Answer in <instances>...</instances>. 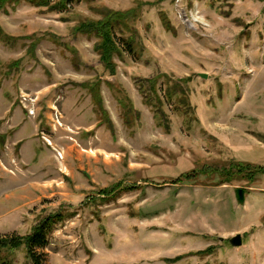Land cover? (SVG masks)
<instances>
[{
    "label": "rangeland",
    "instance_id": "obj_1",
    "mask_svg": "<svg viewBox=\"0 0 264 264\" xmlns=\"http://www.w3.org/2000/svg\"><path fill=\"white\" fill-rule=\"evenodd\" d=\"M106 8L131 10L120 34L138 53L113 73L73 29ZM0 30V124L19 105L39 125L27 161L0 132V234L61 211L46 264H264V173L242 176L264 171V0L21 1ZM140 78L160 95L177 82L189 107L160 98L154 116Z\"/></svg>",
    "mask_w": 264,
    "mask_h": 264
},
{
    "label": "trees",
    "instance_id": "obj_2",
    "mask_svg": "<svg viewBox=\"0 0 264 264\" xmlns=\"http://www.w3.org/2000/svg\"><path fill=\"white\" fill-rule=\"evenodd\" d=\"M21 1L30 3L36 7H45L49 11L58 12L68 9L73 4L82 0H0V9L10 4H18ZM131 15L130 9L112 10L106 8L103 9L100 18H85L74 25L73 29L75 32L94 38L93 50L110 73H113L115 67L112 59L114 55H121L123 53L137 58L138 53L134 48L131 38L120 34L122 28H127V20ZM137 83L143 102L153 109L154 116L158 115V113L161 115V110L159 109L161 99L171 101L174 97L178 105L189 107L185 99L186 89L182 88L175 81H172L171 85L162 89V95L157 91L154 78H140ZM95 90L97 91V88ZM186 111L188 110L186 109ZM4 137V134H0V143L3 142ZM237 165H239L237 172H242L243 165ZM211 172L213 170L209 169L205 173L209 174ZM243 172L242 176L246 177L248 181H252L255 174L264 173L260 167H246ZM190 178H192L190 173H182L177 179ZM124 188H127V186ZM64 216L66 215L61 211L48 213L41 217L32 226L30 231L24 235L16 232L0 234V264H13L8 253L20 246L24 250L25 264H46V256L43 248L48 243L47 235ZM210 247L208 246L204 251L211 249ZM176 259V257H173L172 261Z\"/></svg>",
    "mask_w": 264,
    "mask_h": 264
},
{
    "label": "crops",
    "instance_id": "obj_3",
    "mask_svg": "<svg viewBox=\"0 0 264 264\" xmlns=\"http://www.w3.org/2000/svg\"><path fill=\"white\" fill-rule=\"evenodd\" d=\"M5 114L7 120L0 124V132L7 134L11 144H14V146L17 144L14 150L17 153L18 160L27 161L30 158L29 156H35L37 151L34 147L37 148L39 145L35 137L39 126L37 118L28 116L19 105H10ZM30 160L32 162V159Z\"/></svg>",
    "mask_w": 264,
    "mask_h": 264
},
{
    "label": "water",
    "instance_id": "obj_4",
    "mask_svg": "<svg viewBox=\"0 0 264 264\" xmlns=\"http://www.w3.org/2000/svg\"><path fill=\"white\" fill-rule=\"evenodd\" d=\"M235 195L239 202H243L244 199V189L243 188H236L235 189ZM228 243L231 246H240L242 243L241 234L236 233L228 238Z\"/></svg>",
    "mask_w": 264,
    "mask_h": 264
},
{
    "label": "built area",
    "instance_id": "obj_5",
    "mask_svg": "<svg viewBox=\"0 0 264 264\" xmlns=\"http://www.w3.org/2000/svg\"><path fill=\"white\" fill-rule=\"evenodd\" d=\"M29 112L32 114V111H29ZM29 112H28V113H29Z\"/></svg>",
    "mask_w": 264,
    "mask_h": 264
}]
</instances>
